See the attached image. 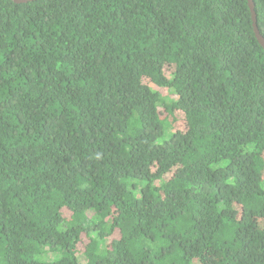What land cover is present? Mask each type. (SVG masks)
I'll use <instances>...</instances> for the list:
<instances>
[{
    "label": "trees",
    "instance_id": "16d2710c",
    "mask_svg": "<svg viewBox=\"0 0 264 264\" xmlns=\"http://www.w3.org/2000/svg\"><path fill=\"white\" fill-rule=\"evenodd\" d=\"M0 264H264L247 0H0Z\"/></svg>",
    "mask_w": 264,
    "mask_h": 264
},
{
    "label": "water",
    "instance_id": "95a60500",
    "mask_svg": "<svg viewBox=\"0 0 264 264\" xmlns=\"http://www.w3.org/2000/svg\"><path fill=\"white\" fill-rule=\"evenodd\" d=\"M10 1L19 4V3H27V2L34 1V0H10ZM247 2H248V7H249L250 12H251V18H252V22H253V31H254L255 37H256L258 43L260 44V46L262 47V49L264 50V39L260 36V34L257 30V27H256V16H255V12H254L253 1L247 0Z\"/></svg>",
    "mask_w": 264,
    "mask_h": 264
},
{
    "label": "rangeland",
    "instance_id": "374dc122",
    "mask_svg": "<svg viewBox=\"0 0 264 264\" xmlns=\"http://www.w3.org/2000/svg\"><path fill=\"white\" fill-rule=\"evenodd\" d=\"M160 92H162L163 95L167 94V90H160ZM180 124V123H178Z\"/></svg>",
    "mask_w": 264,
    "mask_h": 264
}]
</instances>
